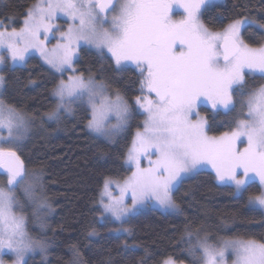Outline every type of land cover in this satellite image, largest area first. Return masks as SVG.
I'll return each instance as SVG.
<instances>
[{
	"label": "snow or ice",
	"instance_id": "6c2138e0",
	"mask_svg": "<svg viewBox=\"0 0 264 264\" xmlns=\"http://www.w3.org/2000/svg\"><path fill=\"white\" fill-rule=\"evenodd\" d=\"M210 4L211 0H183L179 6L185 16L175 21L173 0H37L19 30H0V65L9 59L13 66L22 64L34 50L60 75L52 89L55 107L45 113L48 121L57 124L85 97L91 108L87 128L92 132L111 138L132 116V106L118 91L110 95L103 81L78 72L74 65L82 46L94 47L100 57L110 55L117 70L131 64L139 72L141 95L135 97V104L146 118L127 150L131 175L122 182L104 179L100 222L123 225L148 202L177 208L172 195L177 184L209 166L216 180L233 187L236 196L258 180L261 191L250 195L248 202L264 208V84L249 88L246 79L255 73L264 78V46L251 47L241 36L246 25L257 23L264 29V23L245 17L223 31H209L200 16ZM58 13L71 20L64 31L53 23ZM54 28L60 37L49 49L46 41ZM66 73L70 74L65 79ZM5 84L0 72V175L6 176V182H0V257L10 255L12 264H27L30 253L46 254L48 244L30 236L27 217L15 211L17 189L22 188L34 205L33 216L42 232L51 205L42 175L29 172L18 154L35 117L5 98ZM203 102L214 112H236L239 105L235 126L220 136L209 135V122L198 111ZM112 117L115 124L110 122ZM143 160L147 167L142 166ZM113 184L118 196L112 194ZM115 231L131 234L123 227ZM96 234L95 229L89 233ZM186 235L188 252L198 264H228L229 251L234 256L231 264H264V242L223 240L214 246L207 236L197 235L193 242L192 231ZM0 264H4L2 258ZM71 264H84L76 249H72ZM165 264L176 262L169 258Z\"/></svg>",
	"mask_w": 264,
	"mask_h": 264
},
{
	"label": "trees",
	"instance_id": "16d2710c",
	"mask_svg": "<svg viewBox=\"0 0 264 264\" xmlns=\"http://www.w3.org/2000/svg\"><path fill=\"white\" fill-rule=\"evenodd\" d=\"M35 2L0 0V21L19 27ZM245 17L264 23V0H218L202 9L200 20L209 30L217 31ZM257 25H246L241 31L249 46L257 47L264 41V32ZM74 66L85 77L92 75L107 84L110 94L118 91L132 106L128 124L113 141L88 131L90 112L81 101L73 104V113L63 114L59 124L43 119L55 107L52 89L57 77L37 57H28L22 66L7 63L0 68L6 77L5 98L35 117L18 154L29 172L42 175L44 194L51 205L42 232L33 216L34 205L22 188L17 189L15 211L27 217L29 235L48 244L46 254L28 256L27 264H71L72 249L78 250L84 264H161L169 258L181 264H198L188 252L189 230L193 242L197 235L207 236L214 246L225 239L264 241V213L248 203L250 195L259 194V185L254 182L247 192L236 196L233 187L219 183L211 171L204 169L177 184L172 194L178 205L176 211L146 208L124 223L130 235L111 233L116 224L100 222L98 199L105 178L121 180L130 172L124 165L125 154L144 118L135 104L141 78L131 67L117 70L110 57H100L87 47L81 48ZM246 79L249 88L264 84L260 75ZM239 110V105L232 113L198 107L212 129L209 135L214 136L235 126L233 120ZM0 182H6V176L0 175ZM93 229L97 234L90 236ZM196 255H200L199 250Z\"/></svg>",
	"mask_w": 264,
	"mask_h": 264
},
{
	"label": "rangeland",
	"instance_id": "374dc122",
	"mask_svg": "<svg viewBox=\"0 0 264 264\" xmlns=\"http://www.w3.org/2000/svg\"><path fill=\"white\" fill-rule=\"evenodd\" d=\"M215 1H218V0H211V3L212 2H215ZM36 2H37V0H36ZM35 2V3H36ZM183 2V0H173V4H174V6H173V8H172V13H171V15H172V18H173V20H175V21H179V20H181V19H183L184 18V16H185V12H184V9L182 8V7H180L179 5L181 4ZM34 3V4H35ZM182 11L183 13H182V15L181 14H179V13H175L174 15H173V12L174 11ZM27 12V11H26ZM26 14V13H25ZM23 20H24V18H23ZM23 20H22V23H21V25L19 26V27H17L16 29L17 30H19L22 26H23ZM0 23H2L1 21H0ZM53 23L55 24V25H57V26H59V29H60V31H64V30H66L67 29V27L69 26V24L71 23V20H69L64 14H62V13H58L57 14V17H56V19L53 21ZM230 24V23H229ZM4 25V28L3 29H0V30H4V29H7V31H11L12 30V26H9V25H5V24H3ZM228 26V24L224 27V28H222V29H220V30H217V31H212V32H220V31H223L226 27ZM257 27H258V25H257ZM259 28V27H258ZM261 29V28H260ZM263 32H264V29H261ZM60 31H57L55 28L53 29V32L52 33H49V39H48V41H46V45H47V47L49 48V49H51L52 47H54L55 45H56V43H57V41L59 40V37H60ZM209 31H211V30H209ZM41 38H43V35H42V37ZM261 46H264V41H263V43L261 44V45H259V46H257V47H261ZM82 47H87V48H89V49H91V50H93V51H95V52H97V50L94 48V47H91V46H82ZM251 47H253V46H251ZM255 48V47H254ZM0 51H3V50H0ZM98 53V52H97ZM30 56H35V57H37L39 60H40V62L43 64V65H45L48 69H50L53 73H54V70L53 69H51L44 61H43V59L41 58V56H40V53L38 52V51H34V50H30V52L26 55V59L28 58V57H30ZM108 57H110V55H107ZM26 59H25V61H26ZM7 63L10 65V66H13L12 65V62H11V60L9 59L8 61H7ZM25 63V62H24ZM24 63H22V64H17V65H15V66H22V65H24ZM113 63H114V61H113ZM114 65H115V63H114ZM1 66H3V65H0V68H1ZM128 67H131V68H133V69H135L136 70V68H135V66L134 65H131V64H129L128 65ZM137 71V70H136ZM138 72V71H137ZM139 73V72H138ZM55 75H56V77H57V83H58V81H59V79H60V75L58 74V73H54ZM70 73H66L65 74V79L67 78V75H69ZM252 75H260L259 73H255V74H252ZM87 78V77H86ZM107 92L109 93V91L107 90ZM110 94V93H109ZM110 95H113V94H110ZM140 95H141V92H140ZM55 98V97H54ZM55 100H56V98H55ZM78 102V101H77ZM81 102L82 103H84L86 106H87V108L89 109V112H90V114H91V108H90V105L88 104V101H87V98L85 97L83 100H81ZM199 106H206V107H208V108H210L211 109V106L207 103V102H203V103H201ZM72 107H73V105H72ZM138 108V107H137ZM139 109V108H138ZM212 110V109H211ZM139 111H141L142 113H143V111L141 110V109H139ZM144 114V118H143V121L145 120V118H146V114L145 113H143ZM65 115H70V114H65ZM196 117L194 116L193 117V119H195ZM43 119H45L46 121H48L47 120V117L45 116V114L43 115ZM143 121H142V123H141V128L140 129H142V126H143ZM110 122H111V124H115L116 123V120H115V117H112L111 118V120H110ZM31 124H32V122H31ZM126 127V126H125ZM124 127V128H125ZM124 128L122 129V130H120V131H118V132H116L111 138H109V137H106V136H103V135H100V134H97V133H95V132H92L91 130H89L88 128V131L90 132V133H92L93 135H95V136H97V137H100V138H103L104 140H106V141H109V142H111V141H113L123 130H124ZM31 129V128H30ZM136 132L137 131H135V133H134V136H135V134H136ZM134 136H133V138H134ZM218 136H220V135H218ZM133 140V139H132ZM132 140H131V142H132ZM131 142H130V145H131ZM129 145V146H130ZM240 147H243V145H239ZM5 147H8L7 145H5ZM128 150V149H127ZM126 154H127V152H126ZM126 154H125V160H124V165L127 167V168H129V170H130V172L128 173V175L127 176H129V175H131V169H130V167L127 165V163H126ZM153 159H155V157H153ZM142 166H144V167H147L148 166V162H147V160H143V162H142ZM202 169H204V170H208V171H211L214 175H215V173L212 171V169L210 168V166L209 167H205V168H202ZM201 170V169H200ZM190 175H192V173H190V174H188L187 176H185L184 178H187V177H189ZM126 176V177H127ZM125 177V178H126ZM125 178H123V179H121V180H117V181H120V182H122ZM183 178V179H184ZM258 185H259V188H260V191H261V186H260V184H259V181L258 180H256L255 181ZM102 188H103V186H102ZM102 188H101V190H102ZM111 191H112V194L114 195V196H118L119 195V189L115 186V184H113L112 186H111ZM100 193H101V191H100ZM258 195V194H257ZM99 199H100V194H99ZM99 199H98V205H99V207H100V209H101V214H102V212H103V209H102V207L100 206V204H99ZM107 198L105 197V200H106ZM248 201H249V199H248ZM128 204H130L131 203V201H130V199L129 200H127L126 201ZM249 203V202H248ZM250 206H252V207H256V206H253V205H251V204H249ZM146 208H155V209H158V210H160V211H162V212H174V211H176L177 210V208H164V207H161V206H159L158 204H156L155 202H148V203H146L144 206H142V207H140L138 210H137V212L136 213H138L139 211H141V210H144V209H146ZM256 208H258V209H260L263 213H264V208H259V207H256ZM135 213V214H136ZM17 214H19V213H17ZM133 216V215H132ZM100 217H101V215L99 216V220H100ZM131 217V216H130ZM129 217V218H130ZM128 218V219H129ZM127 219V220H128ZM113 223H115L116 224V227L111 231V233H113V234H118L115 230L116 229H119V228H121V227H123V228H126L125 226H124V224L123 225H121L119 222H116V221H112ZM128 229V228H127ZM119 233H124V232H119ZM225 240H230V241H243V242H246V241H249V240H240V239H225ZM262 242H264V241H262ZM221 244V243H220ZM220 244L219 245H217V246H220ZM37 252H39V250H37L35 253H30L28 256H30V255H34V254H36ZM5 256H7V257H9L8 259L5 257ZM226 256H227V261H228V264H231V261H232V259H234V256H233V254H232V252L231 251H229V252H227L226 253ZM0 258H2L3 260H4V264H12V261L14 260V257L13 256H10V255H3L2 257H0ZM26 259H27V257H26ZM168 259H166V260H164L161 264H165V262L167 261ZM176 264H181V263H177L176 262Z\"/></svg>",
	"mask_w": 264,
	"mask_h": 264
},
{
	"label": "flooded vegetation",
	"instance_id": "af4514ba",
	"mask_svg": "<svg viewBox=\"0 0 264 264\" xmlns=\"http://www.w3.org/2000/svg\"><path fill=\"white\" fill-rule=\"evenodd\" d=\"M175 13H176V14H177V13H179V14H181V15H182V13H183V12H182V11H178V10H177V11H174V12H173V15H174Z\"/></svg>",
	"mask_w": 264,
	"mask_h": 264
},
{
	"label": "water",
	"instance_id": "95a60500",
	"mask_svg": "<svg viewBox=\"0 0 264 264\" xmlns=\"http://www.w3.org/2000/svg\"><path fill=\"white\" fill-rule=\"evenodd\" d=\"M0 171H2V170H0Z\"/></svg>",
	"mask_w": 264,
	"mask_h": 264
}]
</instances>
